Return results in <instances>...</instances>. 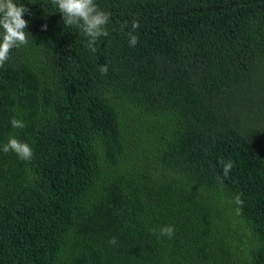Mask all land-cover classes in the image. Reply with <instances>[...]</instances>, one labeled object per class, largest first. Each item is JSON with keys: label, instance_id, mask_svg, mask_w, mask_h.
<instances>
[{"label": "trees", "instance_id": "trees-1", "mask_svg": "<svg viewBox=\"0 0 264 264\" xmlns=\"http://www.w3.org/2000/svg\"><path fill=\"white\" fill-rule=\"evenodd\" d=\"M16 2L31 36L0 68V264H264V0H96V53L51 0ZM13 133L31 161L2 151Z\"/></svg>", "mask_w": 264, "mask_h": 264}, {"label": "clouds", "instance_id": "clouds-1", "mask_svg": "<svg viewBox=\"0 0 264 264\" xmlns=\"http://www.w3.org/2000/svg\"><path fill=\"white\" fill-rule=\"evenodd\" d=\"M52 4L58 8L62 14V20L65 26H75L79 28L88 38L86 47L93 53L98 51L97 42L101 37L109 36L107 26L111 17V12L101 9L96 0H51ZM30 9L24 3H17L16 0H0V68H3L10 58V53L14 48L26 46L29 43L30 32L27 31L29 21L24 19V15L29 13ZM141 27L137 19L131 22V31L127 33L129 44L135 47L138 43V34H134ZM46 29L47 25H43ZM102 74H107L108 66L103 64L99 68ZM14 129H23L26 124L15 116L10 120ZM4 153L13 152L23 161H31L34 156L32 147L24 141L17 138L13 133L9 136L7 143L2 146ZM223 163V172L227 176L233 168V162L228 160ZM242 194L235 197L237 204H242ZM161 236L172 238L175 234L173 225L162 226L159 229ZM111 245L118 243L117 237L113 236L108 240Z\"/></svg>", "mask_w": 264, "mask_h": 264}]
</instances>
